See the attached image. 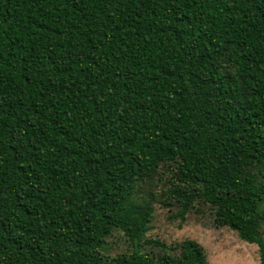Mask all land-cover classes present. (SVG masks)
Instances as JSON below:
<instances>
[{
    "label": "trees",
    "instance_id": "16d2710c",
    "mask_svg": "<svg viewBox=\"0 0 264 264\" xmlns=\"http://www.w3.org/2000/svg\"><path fill=\"white\" fill-rule=\"evenodd\" d=\"M155 202L264 264V0H0V264H208Z\"/></svg>",
    "mask_w": 264,
    "mask_h": 264
},
{
    "label": "rangeland",
    "instance_id": "374dc122",
    "mask_svg": "<svg viewBox=\"0 0 264 264\" xmlns=\"http://www.w3.org/2000/svg\"><path fill=\"white\" fill-rule=\"evenodd\" d=\"M160 172L164 180L160 179L159 190L166 188L173 181L171 170L163 167ZM211 210L209 206L195 204L179 227L180 220L174 217L176 208L155 202L147 235L167 243L193 238L203 246L208 264H258V246L242 240L236 231L227 226L217 227ZM130 249L128 237L121 230H114L108 236L102 253L113 257L117 253H127Z\"/></svg>",
    "mask_w": 264,
    "mask_h": 264
}]
</instances>
